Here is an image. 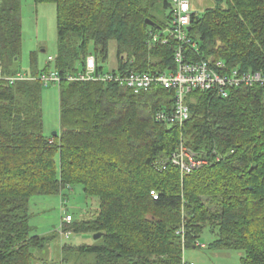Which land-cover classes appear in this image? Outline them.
<instances>
[{"label":"trees","instance_id":"16d2710c","mask_svg":"<svg viewBox=\"0 0 264 264\" xmlns=\"http://www.w3.org/2000/svg\"><path fill=\"white\" fill-rule=\"evenodd\" d=\"M33 2L55 7L60 130L55 137L43 132L40 81L0 80V264H56L34 254L56 236L32 234L29 200L75 185L97 207L62 231L100 238L64 244L60 264H181L180 227L183 248H196L208 229L216 234L208 249L242 251L240 264H264V88L234 89L226 98L194 91L182 127L157 123V111L173 108L172 91L135 95L65 77L89 54L107 60L110 42L122 73L173 70L174 43L149 48L147 40L167 25L169 14L159 20L156 13L168 11V0ZM213 2L193 14L187 28L199 51L192 60H222L264 74V0ZM21 48V0H0V76L22 71L38 77L51 70L40 66L36 53L22 70ZM180 140L206 164L184 176L171 164L159 171L156 162Z\"/></svg>","mask_w":264,"mask_h":264},{"label":"built area","instance_id":"2783aa9c","mask_svg":"<svg viewBox=\"0 0 264 264\" xmlns=\"http://www.w3.org/2000/svg\"><path fill=\"white\" fill-rule=\"evenodd\" d=\"M169 19L164 28L150 31L148 34V47L167 46L174 43L172 57L174 69L163 73L151 74L147 72L126 71L124 73L116 68L111 72H104L96 56L89 54L79 69L65 77L68 82L76 83H103L113 84L127 89L133 94L138 95L147 93L152 89L162 88L174 93L173 108L170 112L163 110L157 111L154 119L157 123L165 124L170 127H182L189 118V109L186 98L194 91H214L219 96L226 98L229 92L239 88H251L254 86L264 88V74L242 70L239 67H228L222 60H192L191 56L198 55L199 51L194 42L187 34L192 15L190 0H168ZM48 63L54 62L53 56L47 57ZM101 67V68H100ZM10 84L18 81L38 80L43 86H58L63 80L55 69L32 77L25 72H18L13 76L2 77ZM171 164L178 168L180 175H188L195 169L206 164V161L199 159L196 154L180 140L172 154L156 162L159 171L166 170ZM152 199L156 200L158 194L150 192ZM72 217L66 215L60 224L62 230L64 224L71 222ZM64 233L63 231L60 234ZM67 235V233H64ZM182 243L181 264L187 263L183 256L184 229L176 233Z\"/></svg>","mask_w":264,"mask_h":264},{"label":"rangeland","instance_id":"374dc122","mask_svg":"<svg viewBox=\"0 0 264 264\" xmlns=\"http://www.w3.org/2000/svg\"><path fill=\"white\" fill-rule=\"evenodd\" d=\"M191 10L194 14L202 12L214 5L213 0H190ZM168 11L160 9L156 16L159 20H165ZM21 24H22V48L19 58V66L22 70L29 67L31 54L38 55L40 66L49 65L53 69V63H48L47 57L53 56L56 50V13L52 4H35L33 0H21ZM43 51V52H41ZM99 64L104 72L116 69L115 44L109 43L108 58ZM42 114L43 132L46 136L58 133V86H44L42 89ZM97 207L96 201L86 198L82 187L75 185L66 188L56 195H36L29 200L28 214L29 225L32 234L39 236H56L48 247L42 251L35 250L36 257L60 264L61 247L64 244L80 245L92 244V235L64 233L60 224L66 215L74 220H87ZM216 239V234L205 229L197 240V247H188L183 250L184 260L192 264H240L242 251L210 250L208 244Z\"/></svg>","mask_w":264,"mask_h":264},{"label":"water","instance_id":"95a60500","mask_svg":"<svg viewBox=\"0 0 264 264\" xmlns=\"http://www.w3.org/2000/svg\"><path fill=\"white\" fill-rule=\"evenodd\" d=\"M145 24L147 26L151 27V28L155 27V24L151 20H149V19H147L145 21ZM156 29L158 30L159 27H156ZM55 136H57V133L56 132L52 134V137H55ZM92 238H93V240H98L100 238V234H95V235L92 236Z\"/></svg>","mask_w":264,"mask_h":264},{"label":"bare ground","instance_id":"6f19581e","mask_svg":"<svg viewBox=\"0 0 264 264\" xmlns=\"http://www.w3.org/2000/svg\"><path fill=\"white\" fill-rule=\"evenodd\" d=\"M148 38V37H147ZM148 40V39H147ZM228 67H230V66H228ZM168 70V69H167ZM244 70V69H243Z\"/></svg>","mask_w":264,"mask_h":264},{"label":"crops","instance_id":"0c3cea01","mask_svg":"<svg viewBox=\"0 0 264 264\" xmlns=\"http://www.w3.org/2000/svg\"><path fill=\"white\" fill-rule=\"evenodd\" d=\"M43 52V51H42Z\"/></svg>","mask_w":264,"mask_h":264}]
</instances>
